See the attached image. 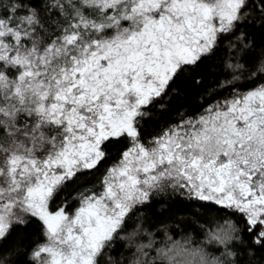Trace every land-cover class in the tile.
I'll return each instance as SVG.
<instances>
[{
    "label": "snow or ice",
    "instance_id": "obj_1",
    "mask_svg": "<svg viewBox=\"0 0 264 264\" xmlns=\"http://www.w3.org/2000/svg\"><path fill=\"white\" fill-rule=\"evenodd\" d=\"M0 264H264V0H0Z\"/></svg>",
    "mask_w": 264,
    "mask_h": 264
}]
</instances>
